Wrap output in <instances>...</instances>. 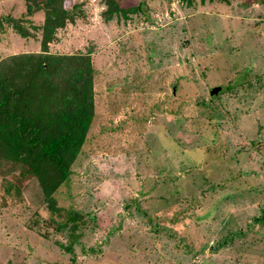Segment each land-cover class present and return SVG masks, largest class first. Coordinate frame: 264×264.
I'll use <instances>...</instances> for the list:
<instances>
[{
	"label": "rangeland",
	"instance_id": "374dc122",
	"mask_svg": "<svg viewBox=\"0 0 264 264\" xmlns=\"http://www.w3.org/2000/svg\"><path fill=\"white\" fill-rule=\"evenodd\" d=\"M31 1L0 0L30 34L3 23L0 60L40 52ZM118 1L144 13L65 1L81 11L49 52L89 55L95 114L54 210L36 179L0 177V264H264V5ZM71 209L86 226L67 252Z\"/></svg>",
	"mask_w": 264,
	"mask_h": 264
},
{
	"label": "trees",
	"instance_id": "16d2710c",
	"mask_svg": "<svg viewBox=\"0 0 264 264\" xmlns=\"http://www.w3.org/2000/svg\"><path fill=\"white\" fill-rule=\"evenodd\" d=\"M65 1L32 0L28 12L44 14L40 52L20 53L0 60V163H4L0 164V177L6 181L12 175L19 181L36 179L51 210H54L55 193L70 180L72 166L95 114V70L89 55L49 52L57 31L72 23L81 11L77 4L71 10L66 8ZM101 1L107 5V10L102 12L106 22L144 13L141 3L123 8L118 0ZM254 3L264 5V0H244L243 6L248 8ZM3 23L11 25L22 38L30 35L11 18L0 20L1 31H4ZM226 89L222 88L218 94ZM64 217L55 225L56 230L67 232L69 244L63 248L71 252L83 235L86 221L73 209L66 210Z\"/></svg>",
	"mask_w": 264,
	"mask_h": 264
},
{
	"label": "water",
	"instance_id": "95a60500",
	"mask_svg": "<svg viewBox=\"0 0 264 264\" xmlns=\"http://www.w3.org/2000/svg\"><path fill=\"white\" fill-rule=\"evenodd\" d=\"M221 88L219 87H214L212 89H210V95H217L220 92Z\"/></svg>",
	"mask_w": 264,
	"mask_h": 264
},
{
	"label": "clouds",
	"instance_id": "9594fccd",
	"mask_svg": "<svg viewBox=\"0 0 264 264\" xmlns=\"http://www.w3.org/2000/svg\"><path fill=\"white\" fill-rule=\"evenodd\" d=\"M104 10H107V5H103L101 6L100 9H98V11H104Z\"/></svg>",
	"mask_w": 264,
	"mask_h": 264
}]
</instances>
